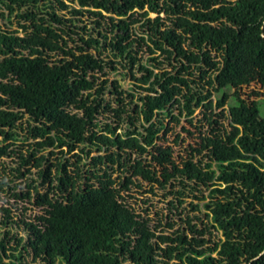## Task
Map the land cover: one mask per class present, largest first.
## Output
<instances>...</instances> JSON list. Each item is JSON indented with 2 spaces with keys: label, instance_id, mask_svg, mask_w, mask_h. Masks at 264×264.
I'll return each instance as SVG.
<instances>
[{
  "label": "trees",
  "instance_id": "1",
  "mask_svg": "<svg viewBox=\"0 0 264 264\" xmlns=\"http://www.w3.org/2000/svg\"><path fill=\"white\" fill-rule=\"evenodd\" d=\"M0 22V193L39 209L0 207V264H264V117L226 80L264 0H0Z\"/></svg>",
  "mask_w": 264,
  "mask_h": 264
},
{
  "label": "rangeland",
  "instance_id": "2",
  "mask_svg": "<svg viewBox=\"0 0 264 264\" xmlns=\"http://www.w3.org/2000/svg\"><path fill=\"white\" fill-rule=\"evenodd\" d=\"M0 25L2 23L0 22ZM258 34L256 29H252L249 33L244 34L240 40L239 50L243 53V59H245V63H242L240 58H235L232 64L230 65V74L227 77V82L231 85V90L237 91L241 99H255V94H259V113L261 117H264V53L261 55L260 59L252 58L248 55V52L254 48H263L264 43L262 44L257 40ZM238 42L233 44V47H237ZM123 88H128L130 85L129 79H124L120 82ZM254 93V94H253ZM225 109L226 106H224ZM198 114V111L195 113ZM196 118H200V116H196ZM188 127V129H193L184 122H181L170 134L169 140L170 145H172L174 150V157L176 160H179L181 156H185L184 147L187 146L188 143H192V139H188L186 133L182 131V127ZM176 133H179L181 137L185 139V142L180 143L179 145H174L172 140H174V136ZM1 139V138H0ZM148 186L146 184L143 185L141 190L133 189L130 194L131 198L129 202L133 204V206L138 210L146 209L148 211L149 218L152 219L153 222H157L159 216H165L168 214L166 202L170 198L163 197V192L157 191L156 194L145 193V190H148ZM207 192H204L206 194ZM190 199H186V203L184 204L185 210L182 215H185L188 210H190L189 206ZM25 205L26 211L24 212L25 217H33V215L37 214L39 209L31 204H23L20 202H15L12 198L7 196V193H0V207H10L13 212H17L14 207L23 208ZM14 206V207H12ZM191 213V212H190ZM162 223H165L162 220Z\"/></svg>",
  "mask_w": 264,
  "mask_h": 264
}]
</instances>
